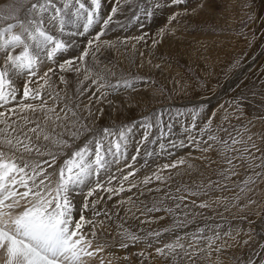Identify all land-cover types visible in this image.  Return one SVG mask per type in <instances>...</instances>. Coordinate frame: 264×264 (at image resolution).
Masks as SVG:
<instances>
[{
    "label": "rangeland",
    "instance_id": "1",
    "mask_svg": "<svg viewBox=\"0 0 264 264\" xmlns=\"http://www.w3.org/2000/svg\"><path fill=\"white\" fill-rule=\"evenodd\" d=\"M32 1L33 0H29L28 5L22 9L21 17L16 18H23L26 8L30 7ZM160 1L161 0H141L139 3L152 2L154 5ZM192 1H194V3L189 5V2ZM22 2H24V0H0V12L8 14L9 12L15 11L12 7H5L6 5H15L20 10ZM56 2L59 6V0H56ZM121 3L125 7L128 6L126 4L127 2ZM163 3L166 4L169 9V16L165 22L169 25L172 21L173 15H176L177 12L185 7L187 8L199 4L195 0H186L183 5H177V7L171 6L173 4L170 0H165ZM212 4L216 9L215 13L218 16L215 18H203L201 22L193 25V28L189 31L195 32L196 28H199L201 31L206 30L207 32L209 31V33L220 35L221 40L215 42V44L218 43V50L214 49L212 51H207L203 48V45L201 46V44L190 47L189 53L187 55L184 54V56H182L179 51L169 53L159 50L154 52L148 50L146 54L149 56L147 55V57H150V59L154 61L148 62L144 65L146 70L142 68L140 70L139 66L141 64L138 63L137 59H131V57H127V60L129 61L127 64H122L120 61L114 59L111 61L109 60V64L111 65L106 68V72H102L99 68H91V71H94L90 78L98 79V76H103L105 80L111 83H116L118 80H133L134 84L140 83L137 79L143 78L142 83L151 85L152 88V91L150 90L148 95L161 93L160 96H157L156 98L148 99L147 102L149 104L151 103V105H145L142 107L143 109L137 112H135L136 110H133L137 108L136 106H120L116 112L120 114L119 117L132 113V116L125 119V121H123L124 118L118 122L108 121V119L105 118H102V120H97L95 118L97 121L94 120L91 123L93 128L97 129L101 126L102 129L108 126L118 129L121 127L120 124H125L127 122H130L129 124L132 122V124H136L134 119L140 116L143 117L145 112H148L152 117H156V113L154 112H161L163 110L162 107L172 109L173 106H176L177 104L191 105L193 103H200L201 101H191L188 103L179 102L185 101L184 99H197L203 96L211 98L212 103L210 105L213 104L212 108L206 110V122H208L207 120L209 118H211L213 122L218 120L217 126L213 127H216L221 133L225 132L227 126L230 127L231 125H236L239 127L237 132L231 136H224L221 138L214 135L217 139H210L209 142L204 140L203 142L197 143L195 141L196 138L194 139L189 133L186 134L189 130L182 133V135L184 134L182 136L183 141L179 139L180 145L181 142H183V145L180 146L181 149L184 145H186L185 148L187 149L195 148V151H206L211 154V162L213 165L211 162L208 164L209 166L207 170L210 169L208 171L209 174L206 172L207 178L204 176V179L202 180L203 182L201 179L197 180L199 177L197 172L191 171L184 177L170 176L169 179L159 181L157 179H152V177H156L154 174L161 173H157V171L153 172L151 175L152 189L147 188V191L143 195L136 196L137 199H135L132 203L118 209V215L123 218H129L132 215V219L129 218V222H127L128 227L126 228L121 226L120 233L128 231L140 237L148 239L151 238L152 245L148 247V245L145 244L138 245L132 243L131 241H123L129 245L126 247L128 250L122 248L120 252L122 256V264H241L244 259L243 257L245 256V252L247 253V251H249L252 247V243L250 242L253 240V237H255L258 232H261V230H264V159H262L264 158V0H212ZM133 5L134 6L131 8L135 9L137 5ZM141 7L150 11L153 6L146 4L144 6H140L139 9ZM153 9H155V7H153ZM174 9L178 11L175 13ZM122 14H124V16ZM121 15L124 18H127L128 12L122 11V13H120V16ZM136 16H139L142 20V29H144L146 25L143 22L142 17L145 16V14L139 10V13H137ZM218 17L223 19H221V21H215L214 19ZM14 20L15 19L2 21L0 22V27H5L8 23H15ZM184 21L185 19H179L178 21L181 32L185 31L187 27L190 28L191 25L188 24L187 21ZM130 22H132V20ZM69 27L73 30L72 26ZM106 29H108V26ZM113 30L114 28L110 31L113 33ZM15 31L18 32V29ZM53 34L57 33L54 32ZM113 36L115 37L116 35L113 34ZM129 36L136 37V34H127L124 39H128ZM143 37L146 38L142 40L135 39L138 43L132 44L136 46L139 44V47V41L143 43L148 41L149 44L150 36H146L144 34ZM143 43H141L140 47L142 51L138 48V52H143V54H145L146 51L143 50V46L147 45H142ZM86 46L89 47V44L87 43ZM122 46L127 49H132L128 46V44ZM185 47L186 46L181 45L179 49H185ZM125 50L126 49L124 48L122 49V51ZM154 56L155 59H153ZM198 60H202L201 63L198 64ZM155 61L161 63V65L164 61H168L170 67L173 65L172 68L174 69V74L171 78L165 79L162 77L163 75L151 72V70H153L150 68L153 65L151 63H154ZM247 68L250 69L248 70ZM246 69L247 71H244ZM236 74L239 76L238 79L235 78ZM33 79L37 82L39 77ZM145 80L147 82H145ZM230 80H233L234 82V85L231 87L228 86V81ZM69 82H73V85H75L73 80H70ZM100 82L102 83L103 81ZM171 82L174 86L183 87L184 91L182 95L184 98H175L173 93L174 89L168 84ZM73 87L69 85L67 86V90H71L75 94H71L72 98L77 99L79 94H83V90H81L78 85L74 88ZM220 88L225 90H222L220 94L216 95L219 97L218 100L216 99V96L215 99L212 98L218 90H221ZM129 90L131 91L133 89L122 90L121 88L118 92L109 90L112 93L111 99L117 101H123L124 99L129 100L131 99L130 95L126 94ZM99 93L101 92L99 91L97 94ZM123 94L126 95L123 96ZM143 95L147 96L146 94ZM223 95H225L224 99L226 98L228 102H226L223 108H217L218 104L221 102V98H223ZM234 99L236 100V105ZM207 103H209V101H207ZM80 104L81 103H79V105ZM237 105H239V110H237ZM214 107L215 111L212 112ZM84 118L86 120L88 117L84 116ZM183 118L184 117L179 116L175 120L166 121L165 124L167 125L173 122L179 123L178 120ZM88 121H90L89 118L87 119V122ZM188 124L185 128H188ZM136 125L138 128L135 129L136 133L142 136L144 128L140 127L139 124ZM205 125L201 128V130H203L202 133L204 132ZM152 134L153 135L149 136V140L151 138L154 139L157 136L158 132L156 128L152 129ZM259 134H261V139L259 138ZM165 136H167V134ZM190 137L193 139H190ZM249 137H251V139H249ZM233 139L243 140V142L232 144ZM139 140L141 141V139ZM81 141H84V139ZM162 141L164 142V140ZM225 141H227V144L224 143ZM77 143L78 142H76V146ZM156 143H152L153 146H155ZM173 143L175 144L178 142L173 140ZM253 145H255V147H253ZM166 146L167 145H165V147ZM170 146L173 149L174 146L172 143H169L167 147L169 148ZM155 147L160 151L161 148L159 145ZM244 149H248V151L245 152ZM182 151L183 153L181 155L174 157V159H170L168 164H173L178 159L184 157L185 154L189 153L186 150ZM70 152L71 150L69 149L68 153L70 154ZM254 156L256 157L254 158V162H259L261 165L260 169L255 167L252 169V172L245 170L244 165L231 167L232 163L233 165H236L238 162V160L234 159ZM28 157L29 158H26L25 160L30 162H34L36 158H44L38 157V155H35L34 153ZM61 157L62 161H56L57 167H59L66 158V156L63 155ZM155 158H158V156ZM229 159L232 160L231 164L228 163ZM217 166H220V168ZM153 167L155 168L153 169L152 166H150V168L155 170L158 165H154ZM216 168L218 170H216ZM55 178L56 176H52L53 181ZM246 181L248 182L247 184L245 183ZM191 192H197L198 194L191 195ZM127 194L123 197H127ZM180 196H184L186 198L184 200H180L178 199ZM201 204H206L208 206L200 207ZM149 209L160 210L149 211ZM220 212L221 216L218 220H230L231 222L228 226L229 234L227 235L226 232V238L224 239L220 237L217 238L216 236L210 237L211 240L209 239V242L207 243L208 248L205 250L202 248L204 247L203 243L201 241H197V236L195 235L199 230H197L193 224L189 222V220L194 222L195 219L193 218L197 219L198 216H201L203 218L201 221L203 223H208L205 221V218L211 219L215 214H220ZM174 228L179 229L176 232V235H165L167 234L165 229ZM251 228H256V233L251 231ZM156 232H160L161 235L158 237L149 235L150 233ZM215 234L217 235L216 231ZM190 236L194 238L191 237V239H189ZM118 240L122 243L120 234ZM177 241L180 244H183L184 248H177L175 252L166 256L157 254V248H164L165 245L175 243ZM244 241H247V243H244ZM91 245H93V248H100L97 245ZM137 245L139 250H136ZM219 245L222 247V250H219L221 249ZM130 246L135 247L133 252H130ZM261 249L262 251L261 253H258L260 254L258 256L257 253H255L256 250L252 249L250 252V256L252 255V257L244 260L242 264H249L250 261L254 262V264H257L258 261L260 263L262 258H264V245ZM102 250H99L100 253H103ZM140 251L143 253L145 252L143 256L139 255V253H141ZM167 251L168 250L165 249L166 253ZM94 255L95 254L92 256ZM104 255L107 259H109L108 255ZM126 256H128V258L123 259ZM98 257L101 258V260L98 258L100 263L96 262L95 264H103L105 257ZM85 260L86 258H82L84 264L87 263ZM111 262L112 260H110L108 264H112Z\"/></svg>",
    "mask_w": 264,
    "mask_h": 264
},
{
    "label": "snow or ice",
    "instance_id": "2",
    "mask_svg": "<svg viewBox=\"0 0 264 264\" xmlns=\"http://www.w3.org/2000/svg\"><path fill=\"white\" fill-rule=\"evenodd\" d=\"M170 2L174 5H181L186 0H170ZM5 7H12L15 11L8 14L0 12V22L13 19L16 22L0 27V53L3 54L0 57V108L17 101L19 89L15 86L14 80L23 79V90L22 100L17 102L18 108L0 111V124L4 125V128L0 129V146L20 153L21 157L26 153L29 155L34 153L50 159L44 160L43 164L47 167H42L40 164H29L27 161L18 163L16 160L6 159L5 152L0 151V252L6 256L5 264H80L82 254L93 255V252L86 250L91 247L92 241L82 229L86 224H92L91 236L94 238L95 224L91 220H86L82 214L78 220L74 219L70 196L76 190L83 191L87 187V192L83 193L85 196L83 208L87 209L89 207L88 198L96 195L98 191L106 190L110 193L117 191V189L106 187V184L101 182V177L102 174L110 173L113 164H119L121 160L128 159V145L133 129L137 125H124L118 129L108 127L95 129L78 112L79 104L70 107L65 103L58 112L59 94L52 97L53 106H49L47 100L44 99L43 87L33 88L30 85L36 82L33 79L36 77L48 85V74L55 72V69L48 66L47 71L41 74L42 66L49 61L57 64L58 54L68 51L69 44L62 38L66 34H72L66 32L68 26L80 27V21H83L82 30L83 33H87L98 21L101 0H89L87 6L83 0H59V6L56 0H35L30 7L26 8L23 19L16 18L19 12L17 6L6 5ZM153 7L158 8L160 4L157 2ZM116 11L117 9H112L113 15ZM140 11L146 16L152 15L151 11L143 7ZM176 15H173V20L176 19ZM110 20L111 17L105 21V28ZM17 28H19L18 32L15 31ZM54 31L57 34H53ZM100 35L103 33L97 35L95 41H99ZM88 44L91 48L93 41H88ZM95 50H99L98 44ZM88 56L89 51L85 50L78 59L83 60ZM72 66V60H65L58 64L61 72L71 69ZM60 79L61 82L66 83L62 76ZM94 82L98 85L96 90L101 92L97 100L104 99L108 95V92L101 91L102 89H111L113 92H118L121 88L134 90L133 80H118L116 83H111L103 76H98ZM37 100L40 101L39 104L24 103V101ZM84 107L88 116H93L91 104H86ZM237 110H239V105H237ZM37 112L43 114L42 120L32 118ZM9 113L12 116H18V120L10 122ZM24 113L31 115H24ZM180 114L177 113V115ZM163 116V112L157 113L155 121L152 116L144 117L143 123L140 124V127L144 128L141 144H154L166 135L165 128L171 130V125L165 124ZM210 125L211 120L207 127ZM154 127L158 135L149 140ZM192 127H195V124ZM82 137L86 139L76 146V142ZM190 139L193 138L190 137ZM209 139L216 140L217 138L210 136ZM242 142L243 140H232V144ZM224 143L227 144V141ZM164 147V144H160L161 149ZM69 149H71L70 154ZM244 151L247 152L248 149ZM62 155L66 158L57 167V158ZM139 155L140 145L138 144L136 155L132 157L133 163ZM179 163L183 164L185 161L180 160ZM228 163L231 164L232 160L229 159ZM125 166L131 168L132 164ZM175 167H177L175 163L163 166V168ZM49 168L52 172H48ZM134 174V172H129L123 176V180L127 181ZM154 175L157 180L164 179L159 174ZM52 176H56L55 181L52 180ZM112 179L114 177L109 175L107 184H111ZM149 182L150 178L147 177L143 181L145 184ZM136 186L131 185V187ZM20 188L24 191L21 192ZM118 191L123 192L125 189L121 185ZM190 194L197 195L198 193L191 192ZM185 198L184 196L178 197L180 200ZM95 203H92L93 209H95ZM207 206L206 204L200 205V207ZM153 210L159 211L160 209H149V211ZM94 215H99V213L94 212ZM149 235L158 237L161 233L156 232ZM120 236L122 240L120 247L122 248L128 247V243L123 241L136 243L141 239L138 235L128 231L120 233ZM177 248H184V245L177 241L165 245L164 248H157L156 252L161 256H166L175 252ZM165 249L168 250L167 253ZM99 250H102V247L97 249ZM139 255L143 256L144 253L141 252ZM249 264H254V262L250 261Z\"/></svg>",
    "mask_w": 264,
    "mask_h": 264
},
{
    "label": "bare ground",
    "instance_id": "3",
    "mask_svg": "<svg viewBox=\"0 0 264 264\" xmlns=\"http://www.w3.org/2000/svg\"><path fill=\"white\" fill-rule=\"evenodd\" d=\"M119 1H120V5L116 6L115 2H119ZM140 1L141 0H139V1H136V0L135 1L134 0H101V4L103 6H105L106 8H108V11L110 9L112 12L113 8L117 9L115 15H113V13H112V15L107 16V18L104 20V23H105V21L108 20L109 17H111V20L108 21V29L104 30V28H101V30L99 31L100 26L94 25L92 28H90V30L87 33H83L81 23H80V27L72 26L73 30H72V28H70L68 26L66 28V32H70L72 34L71 35L66 34L62 37L69 44V48L67 51L68 53H66L65 56L58 57V59L61 60L60 63L64 62L65 60H72L73 61L72 68L61 72L58 68V63L52 64V62L49 61L44 66H42V68H41V74H43V72L47 71L48 66H51L55 69V72L48 74V77H49L48 85H45L44 81L39 79L37 82L30 85V87H33V88L43 87L44 99L47 100V103L49 106H53L52 97H55L56 94H59V99L57 100V103L60 105V107L57 108L58 112L60 111V108H62L65 103H67L70 107L75 105V104L81 103L80 104L81 107L78 109V112L80 113V115L82 117L87 116L90 120V121H88L90 124L92 123V121L102 120V118L108 119V121H112V122H118V121L123 120V118H124L123 121H125V119L132 116L131 115L132 113L131 114H125L123 117H119L120 114H118L116 112L120 108V106H122V107H128L129 105L130 106H132V105L136 106L137 108H135L133 110H136L135 112H137V111H140L141 109H143L142 108L143 106L151 105V103L149 104L147 102L148 99L156 98L157 96H160L161 93L148 95V93L152 89L151 85H147V84H143V83L142 84L136 83V84H134V87H136V88H134V90H131V91L129 90L126 92V94L130 95L131 99H129V100L124 99L123 101H117V100L111 99L112 93H111V91H109L111 89H106V90L102 89V90L108 92V96L104 99L97 100V97H99L101 93L97 94L99 92L96 90L98 85H97V83L94 82L97 79L90 78L93 75V71H94V70L91 71L92 67L99 68L102 72H106L107 71L106 68L111 65V64H109V60L111 61L112 59H114V60L120 61L122 64L123 63L127 64L129 62L127 60V57H131V59H137L138 63L141 64L139 66L140 70H141V68L146 70L144 65H146L148 62L154 61V60L152 61V59H150V57H147L148 54H146V53L148 50L149 51L151 50L152 52L159 50V51L169 52V53L174 52V51H179L182 56H184V54L187 55L189 53L190 47L196 46L198 44H201V46L203 45V48L206 49L207 51H212L214 49L218 50V43L215 44V42H217L218 40H221L220 35H215V34L209 33V31L207 32L206 30L201 31V30H199V28H196L195 32L189 31L193 28V25H196L199 22H201L203 20V18H206V17L215 18L216 16H218L215 13L216 9H215L214 5L212 4V0H195L199 4H196V5L187 7V8L185 7L184 9L177 12V13H179V15H176L175 20L172 19L170 25L165 23L168 19V16H169L168 6L163 3L165 0H161L159 2L160 7H158V8L155 7V9H153V7H152L150 9V11L152 12L151 16L145 15L142 17L143 22L146 25V26L144 25L145 26L144 29L141 28V29H138L136 31L132 30L133 32H131V31L125 32V29L122 26L125 25V21L123 19H126V18L123 17L124 14H122L123 16L122 15L120 16V13H122V11H127L128 14L131 11H135V13L137 14V13H139V10H140L139 7L140 6L133 9V8H131L132 6H134L133 4H135V5L141 4V6L148 4V5L153 6L152 2H148V3L141 2V3H139ZM121 2H123V3L127 2L126 4L128 6L125 7ZM193 3H194V1L189 2V5H192ZM24 14H25V12H24ZM23 18H24V15H23ZM137 18H140V17L138 16ZM179 19H182V20L185 19L184 22L187 21L188 24H191L190 28L187 27L185 29V31L181 32L180 26L178 24ZM221 19H223V18L218 17L214 20L215 21H221ZM130 21H131L130 19L127 20V22H130ZM132 22H133V20H132ZM150 26H153V27H150ZM113 28H114V30L112 33L110 30ZM17 29L19 31V28H17ZM101 32L103 33V35H100L99 41H95V37L97 35H99ZM131 33L136 34L137 38L143 37L144 34L146 36H148V35L150 36V40H149L150 43L149 44H148V41H146L145 43L139 41L140 47H141V43H143L142 45H147V46H143V50L146 51L145 54H143V52L142 53L138 52L139 51L138 48H140L139 44L137 46L134 45V44L138 43L137 41H135V39H137L136 37L129 36L128 39H124L125 35L131 34ZM113 34L116 36L114 37ZM143 38L145 39L146 37H143ZM88 41H93L91 48L86 46ZM105 42H107V43H105ZM132 43H134V44H132ZM97 44L99 45V50H95L97 47ZM125 44H128V46H130L132 49H127L124 46H122ZM181 45L186 46L185 49H179ZM214 45H215V47H214ZM121 46H122V48H121ZM123 48L126 50L122 51ZM85 50L89 51V56L84 58L83 60L78 59V57H80L82 55L83 51H85ZM17 51H19V50H17ZM141 51H142V49H141ZM263 51H264V47H263ZM2 55L3 54L0 53V57H2ZM150 56H151V54H150ZM152 56H153V54H152ZM153 59H155V56ZM187 60H188V58H187ZM187 60H185V61H187ZM160 61H163V60H160ZM201 61L202 60H198V64L201 63ZM151 64H153L150 67L151 69H153V70H151V72L152 73L156 72L158 75H163L162 77L165 79L171 78V76L174 74V72H173L174 69L172 68L173 65L170 67L168 61L167 62L164 61V63L162 65H161V63H159L157 61H155L154 63H151ZM202 64H204V63H202ZM99 66L104 67V68H100ZM89 67H90V69H89ZM157 67H159V68H157ZM247 69L249 70L250 68H247ZM247 69L244 71H247ZM238 74H236V76H235L236 79H238V77H239ZM101 75H103V74H101ZM61 76L64 78V81H66V83L61 82V79H60ZM86 77H88V78L86 79ZM91 79L93 80V82ZM70 80H73L75 85H73V82L70 83L69 82ZM14 84L19 89V93L17 95V101H13L12 103L6 105L4 108H0V111H7L8 109H11V108H18L17 102L22 100L23 79L14 80ZM168 84H169V86L173 87V89H174L173 93H174L176 99L184 98L182 95V93L184 91L182 86H174V84L172 82L168 83ZM69 85L71 87H73V86L75 87L78 85L81 88V90H83L82 91L83 94H79L77 99L72 98L71 94H73V95H75V94L71 90H69V89L67 90V86H69ZM232 85H234L233 80L228 81V86L231 87ZM139 88H141V89H139ZM220 89L221 90H218L212 98L215 99V96L217 94H220L222 92V90H225L223 88H220ZM122 90H123V88H122ZM49 93H51V96H49ZM121 93H122V91H121ZM126 94H123V96ZM143 94H146L147 96H144ZM140 96H142V97H140ZM204 97L205 96L197 98V99L188 98V99H184L185 101L179 102V103H188L191 101H201L202 102V101H207V100L211 101L212 100L211 98H206V97L204 98ZM28 102H31L34 104L40 103L39 100H37V101H24V103H28ZM135 102H136V104H135ZM213 102H214V100H213ZM86 104H91L92 112H93V116H91V117L88 116V112L84 107ZM108 109L110 110V114H109ZM24 115H31V114L24 113ZM9 116L11 118L10 122H11V120H18V116H12L11 113H9ZM32 118L33 119L40 118L42 120L43 114L40 112H37L34 114V116H32ZM87 119H86V121H87ZM130 121H132V120H130ZM178 122L179 123L173 122L174 124L170 123V125H171L170 131L167 128L165 129V133L167 134V136H165V138L162 139V140H164V142L162 141V144L168 146L169 143H172V145H173L174 144L173 140H176L178 143L174 144L175 146L173 147V149L171 148V146L169 148L166 146V147H164V149H160V151L158 149H156V147L154 148L152 143H142L141 144V141L139 139H141L142 136H140L138 133H136L135 129H138L136 126L133 129V134L131 136V141L128 145V149H134V152L136 153L137 146L139 144L140 145V155L139 156L141 158L146 157L148 152H152L155 155V157L158 156V158H155L152 164H150L151 162H146L145 164H143V166H146V164H150L148 166L147 170L141 169V165L138 164V161H135V163L131 162L130 163V164H132L131 168L126 167V166H121L125 162H120L119 164H117V166H121L118 168L114 165L111 168L113 172L115 171L114 176H113L114 179H112L111 184H107L108 176L106 178H101V182L105 183L106 187H111V188L117 189V191L112 192V193H110L106 190L98 191L96 195L88 198L87 202L89 204V207L87 209L83 208V204L85 203V196L83 193H86L88 189H83V191H81L79 189L76 190V192L70 196L72 204H73V217H74V219L78 220L79 216L82 214L86 220L93 221V224H95V232L97 235L100 236V234H103V235H106L110 238L113 237V238L118 239L119 234H120V227L124 226L127 228L128 227L127 222H129V218L132 219V215L129 218H123L120 215H118V209H121L125 205L127 206L128 204L132 203L135 199H137L136 196L143 195L147 191V188L152 189V187H151L152 181L151 180L156 179V177H154V178L152 177V179H151V175L153 174V172H156V171H157V173L160 172L161 174H159V175L164 177L163 180L169 179L170 176L184 177L190 171L198 173L199 177H198V179L196 177L197 180L201 179V181H202L204 179V176H206V178H207L206 172H208L210 170V169L209 170H207V169L209 166L208 164H210L211 159H212L211 154L209 152H206V151H204V152L195 151L196 150L195 148H194L195 150L193 148L187 149V148H185L186 145H184L181 149L180 146H182V145H180L179 139L182 140V136L184 135V134L182 135V133L187 132V130H185L186 129L185 127L188 124V119L183 118L181 120H178ZM173 125H174V127H173ZM29 126H34V125H29ZM13 127H16V125H13ZM115 127H116V125H115ZM172 127H173V129H172ZM3 128H4V125L0 124V129H3ZM186 134H188V133H186ZM151 135H153V134H151ZM136 137H138L137 140H139V141L135 140ZM152 139L153 138H151L150 140H152ZM77 142H78L77 146H79L84 141H81V142L77 141ZM151 144H152V147H151ZM182 150H186L189 153L185 154V156L180 158V159L177 158L178 160L176 162H174L175 164H177V167H175V168H163L164 165L168 164L170 159H174V157L181 155L183 153ZM0 151H3L5 153L6 152H12V155H15L19 158V159H17L18 163H22L23 161H27L29 164H40L42 167H47L46 165L43 164V161L46 159H50L49 157H47V158L45 157L42 159L36 158L34 162H30L28 160H25L26 158H29L28 157L29 154H27V153L21 157L20 153L14 152L13 150H11L7 147H4V146H0ZM163 153H165V156H162ZM212 155H213V153H212ZM180 160H184L185 163L180 164L179 163ZM154 165L155 166L158 165V167L155 170H153L155 168V167H153ZM212 165H213V163H212ZM150 166H152L153 169L150 168ZM217 167L220 168V166H217ZM216 170H218V169L216 168ZM51 171H52V169L49 168L48 172H51ZM129 172H134L135 174L130 176L127 181H124L123 176L127 175ZM208 174H209V172H208ZM214 175H215V173H214ZM53 177H55V176H53ZM146 177L150 178V182L147 184L143 183V181L145 180ZM55 180H56V178L54 179V181ZM163 180H159V181H163ZM132 184H135L137 186L131 187ZM121 185L125 189V191H123V192L118 191L119 188L121 187ZM125 194H127V197H123ZM93 202H96L95 203V209H93V207H92ZM94 212H98L99 215L98 216L94 215ZM105 213H107V215H105ZM92 229H93L92 224H86L84 226V228L82 229V231L84 232V234H91ZM92 244H94V246H96L95 245L96 242L92 241ZM120 244H121V241H119V244H118V242L113 241V240H109V242L107 244H103L104 248H103L102 252L106 251L104 254L108 255V258H110V260H112V262H111L112 264H122L121 263L122 256L120 253L122 250V247H120ZM95 248L96 247H94V248L92 247L91 249H89L90 252H93V254H95L94 256L91 257V256L86 255L85 257H83V259L86 258V260H85V261H87L86 264H92L93 262H94V264L96 262L100 263V261H98V260L99 259L101 260V258H99L98 256H101V257L104 256L105 257V255L103 253H100V251H97L96 250L97 248L96 249ZM125 249L128 250V248H125ZM134 250H135V247L130 246V252H133ZM136 250H139L138 245H137ZM153 252H152V254H153ZM2 253L3 252H0V263L5 264L6 256L4 253L3 254ZM131 254H134V253H131ZM127 258H128V256L123 258V259H127ZM105 259H107V258L105 257Z\"/></svg>",
    "mask_w": 264,
    "mask_h": 264
}]
</instances>
